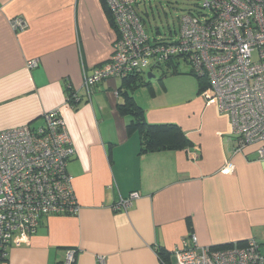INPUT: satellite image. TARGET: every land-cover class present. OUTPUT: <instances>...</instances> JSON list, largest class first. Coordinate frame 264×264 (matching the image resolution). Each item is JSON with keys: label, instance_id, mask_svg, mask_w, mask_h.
<instances>
[{"label": "crops", "instance_id": "0c3cea01", "mask_svg": "<svg viewBox=\"0 0 264 264\" xmlns=\"http://www.w3.org/2000/svg\"><path fill=\"white\" fill-rule=\"evenodd\" d=\"M16 20L24 29H14ZM117 39L104 0H0V132L38 127L60 111L76 151L68 172L80 204L77 216L42 219L0 264H65L69 252L74 264H163L158 251L172 262L192 236L201 247L254 240L264 255V161L254 148L235 151L229 120L204 89L171 91L177 77L159 87L143 73L86 88ZM141 89L149 96L139 102ZM126 93L148 124L177 126L187 144L163 133L170 148L142 153L139 133L129 134L132 117L120 112ZM131 193L140 195L133 206L114 211Z\"/></svg>", "mask_w": 264, "mask_h": 264}, {"label": "built area", "instance_id": "2783aa9c", "mask_svg": "<svg viewBox=\"0 0 264 264\" xmlns=\"http://www.w3.org/2000/svg\"><path fill=\"white\" fill-rule=\"evenodd\" d=\"M104 1L118 39L109 62L86 77V88L142 74L151 63L184 61L205 80L207 101L229 120L235 151L254 148L258 160L264 161V0H202L200 12L181 17L179 37L169 41L150 39L136 9L139 0ZM13 27L25 26L16 20ZM38 66L36 60L28 65ZM75 154L60 111L45 114L38 127L0 132V263L13 246L29 242L42 219L79 214L68 172ZM226 171L231 173L233 166ZM139 198L131 193L113 209L127 211ZM172 256L171 264H264L254 240L201 247L192 236ZM74 262V252H69L65 264Z\"/></svg>", "mask_w": 264, "mask_h": 264}, {"label": "rangeland", "instance_id": "374dc122", "mask_svg": "<svg viewBox=\"0 0 264 264\" xmlns=\"http://www.w3.org/2000/svg\"><path fill=\"white\" fill-rule=\"evenodd\" d=\"M201 2L202 0H139L136 9L139 15L143 17L145 30L152 41H169L171 38L177 39L179 37L181 17L190 11L200 12ZM177 68L179 73L175 74L173 65L169 66L162 63L156 66L151 63L148 69H144L143 76L147 79V75L151 73L154 78L150 82L158 84L159 87L163 82L168 84L170 80L177 77L175 78L176 81H173L175 82L174 85L168 88L171 91L174 89L177 92L190 91L191 84L193 86L191 90L196 89L197 91V88L199 90L198 79L190 74V66L184 61H179ZM187 75L190 78L185 77ZM145 96H149L148 91L141 89L135 95V99L142 102Z\"/></svg>", "mask_w": 264, "mask_h": 264}, {"label": "trees", "instance_id": "16d2710c", "mask_svg": "<svg viewBox=\"0 0 264 264\" xmlns=\"http://www.w3.org/2000/svg\"><path fill=\"white\" fill-rule=\"evenodd\" d=\"M106 5V4H105ZM107 8V7H106ZM108 10V8H107ZM109 12V10H108ZM141 20L143 21V17H141ZM167 65H173L174 67V73L178 72V63H167ZM192 76L196 77L199 81L200 91H202L205 86V80L198 77L194 73H190ZM140 78L138 75H133L125 80L129 81H137ZM141 84V83H139ZM125 102L123 105L120 106V112L123 115L129 114L132 117V122L129 125V134L133 133H139L140 140H141V152H151L159 149H168L170 148L167 144L161 142L158 139V136L160 134L166 133V134H172L174 138V142L176 146H185L187 144V139L185 135L180 131V129L175 125H160V126H154L150 125L145 121L144 117V110L142 107H140L134 98L126 93L125 95ZM68 102L75 106L76 105V98L73 93V91H70L68 93L67 97ZM174 147V146H173ZM245 243H240V245H243ZM158 256L163 264H171L170 254L165 252L164 250L158 251Z\"/></svg>", "mask_w": 264, "mask_h": 264}, {"label": "water", "instance_id": "95a60500", "mask_svg": "<svg viewBox=\"0 0 264 264\" xmlns=\"http://www.w3.org/2000/svg\"><path fill=\"white\" fill-rule=\"evenodd\" d=\"M154 78V76H152V74H148V80H152Z\"/></svg>", "mask_w": 264, "mask_h": 264}]
</instances>
